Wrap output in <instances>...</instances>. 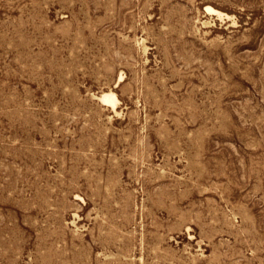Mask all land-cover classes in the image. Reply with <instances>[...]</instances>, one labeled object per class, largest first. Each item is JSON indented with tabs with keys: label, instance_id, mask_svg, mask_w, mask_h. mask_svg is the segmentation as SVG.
Here are the masks:
<instances>
[{
	"label": "rangeland",
	"instance_id": "rangeland-1",
	"mask_svg": "<svg viewBox=\"0 0 264 264\" xmlns=\"http://www.w3.org/2000/svg\"><path fill=\"white\" fill-rule=\"evenodd\" d=\"M0 264H264V0H0Z\"/></svg>",
	"mask_w": 264,
	"mask_h": 264
},
{
	"label": "bare ground",
	"instance_id": "bare-ground-1",
	"mask_svg": "<svg viewBox=\"0 0 264 264\" xmlns=\"http://www.w3.org/2000/svg\"><path fill=\"white\" fill-rule=\"evenodd\" d=\"M207 9L211 10V11L216 10V9L212 8L211 6H208ZM216 11L218 14H220V15L222 14L221 11H219V10H216ZM100 98L104 102L112 103L114 105V107L116 106V103L118 100L117 95L113 90L103 91L100 95Z\"/></svg>",
	"mask_w": 264,
	"mask_h": 264
}]
</instances>
